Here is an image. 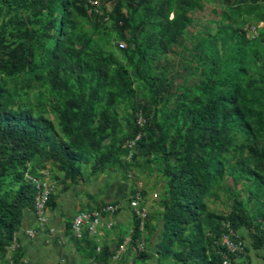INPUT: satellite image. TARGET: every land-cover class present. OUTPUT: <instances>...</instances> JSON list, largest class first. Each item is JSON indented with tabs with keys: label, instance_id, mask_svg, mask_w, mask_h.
I'll list each match as a JSON object with an SVG mask.
<instances>
[{
	"label": "trees",
	"instance_id": "obj_1",
	"mask_svg": "<svg viewBox=\"0 0 264 264\" xmlns=\"http://www.w3.org/2000/svg\"><path fill=\"white\" fill-rule=\"evenodd\" d=\"M83 1L0 0V261L33 210L35 184L26 176L41 178L51 163L71 183L84 165L125 178L126 143L138 134L131 162L164 179L159 255L220 264L222 222L264 248V36L242 30L264 24L262 0H223L215 31L198 41L194 82L176 92L154 67L182 42L188 12L203 0H101L107 21L88 15ZM227 178L246 197L235 191L221 215L207 202L228 191ZM140 236L136 222L133 244ZM81 244L84 260L107 264L106 249L96 252L84 238L78 251Z\"/></svg>",
	"mask_w": 264,
	"mask_h": 264
},
{
	"label": "crops",
	"instance_id": "obj_2",
	"mask_svg": "<svg viewBox=\"0 0 264 264\" xmlns=\"http://www.w3.org/2000/svg\"><path fill=\"white\" fill-rule=\"evenodd\" d=\"M82 173L83 178H76L72 183L64 180L63 176L56 175L59 177L56 182L60 181V184L54 191V206L47 209L45 224L37 223L33 210L24 211L21 226L17 231V242L24 264H103L94 258L84 260V255L88 256L84 245L81 244L80 251L75 247L76 241L84 238L90 244H96L99 251H108L110 256L107 264H179L172 257H163L158 252L164 223L161 215V197L158 198L159 195L155 191L152 193L146 190L149 227L140 232L141 236L133 244L136 220L128 206L132 191L128 180L106 183L105 172L95 176L88 174V177L84 170ZM153 194H157L156 199H153ZM110 202L120 203L121 210L114 216H104L95 233L85 231L81 239L73 238L71 221L79 211L92 210ZM109 223L111 226L107 227ZM25 230H33L35 236L28 237ZM128 235L131 242L127 243L122 251L117 252L123 238ZM245 244L244 260L237 264H264V248L253 249L249 238L245 239Z\"/></svg>",
	"mask_w": 264,
	"mask_h": 264
},
{
	"label": "rangeland",
	"instance_id": "obj_3",
	"mask_svg": "<svg viewBox=\"0 0 264 264\" xmlns=\"http://www.w3.org/2000/svg\"><path fill=\"white\" fill-rule=\"evenodd\" d=\"M262 3L264 4V0H262ZM105 4L108 5L109 3L105 2ZM200 5L201 7H196L187 14L188 20L181 36L182 42L173 45L171 51L166 55L157 57V65L154 67V72L159 76L161 74L162 79L166 82V84L171 86L172 92H176V90L181 86H189L194 82L196 74L199 72L195 70L198 41L201 37H206L215 31L218 23L221 21L226 7L225 4H223V0H203ZM242 30L245 32L247 37L250 36L248 25H245ZM256 33L257 35L259 34L258 37L264 36L263 23L258 25V31H256ZM169 104L170 106L173 105L171 101ZM47 115L50 119H52L51 113H48ZM235 139L236 141L240 142L242 140V136L235 134ZM259 147L261 150H264V142L259 143ZM140 161L141 160L138 161V164H140ZM128 163H130L129 166L131 170L126 173L125 178L122 177L118 172L106 171L104 173L106 175V183H115L121 181L125 182V180L129 179L128 175H130L133 178L131 182L128 181L130 188L135 187L136 183H140L145 195L146 190L149 192L151 191L152 193L155 191L159 195L158 198H160V195L164 193L165 188L163 177L157 174L155 171L150 173L149 170H141L142 172H140L137 170L135 166L136 164L132 163L131 161ZM82 170H84V174H87V177L88 174H90V176H95L92 175L91 170L85 165L82 166ZM43 172H48L49 176H51V174L56 176L58 173L53 170L51 163L47 164V167ZM59 176L62 177V175ZM225 180V186H227L228 191H217V197L207 202V207L209 210L221 215H226L230 212L231 197L235 196V191L239 195L240 199L244 200L246 197L245 193L240 190L242 187L241 184L237 185L236 187L234 185L233 187H229V185L231 186L229 179L227 178ZM59 184L60 181L55 182L54 191L57 189ZM54 195L55 194L52 195L53 200H55ZM251 204L252 202L248 203L247 208H250ZM47 209H49L48 204ZM243 238L244 240L248 238V234L244 232ZM15 253L16 252L11 255L10 260H8L6 255L5 259L0 261V264H15ZM18 261L20 262L19 264L25 263L23 258L20 260L18 259Z\"/></svg>",
	"mask_w": 264,
	"mask_h": 264
},
{
	"label": "built area",
	"instance_id": "obj_4",
	"mask_svg": "<svg viewBox=\"0 0 264 264\" xmlns=\"http://www.w3.org/2000/svg\"><path fill=\"white\" fill-rule=\"evenodd\" d=\"M98 0H84V8L89 14H98L102 16V12L98 9ZM250 38L256 35V28H249ZM146 125L145 118L141 114L136 117V126L140 130H143ZM141 137L138 134L134 140L128 141L126 146L128 152L125 154V161L128 163L131 161L133 154H135V143ZM35 184V197L33 203V213L37 223L45 224L47 222V203L52 194H54L55 182L49 177L48 172H42L41 178H30ZM128 181L131 182L133 179L128 175ZM143 189L140 183H136L135 187H132L131 195L128 200V206L132 212L133 217L137 222V228L142 232L145 228V222L148 217V203L143 195ZM153 199L157 198V194H153ZM122 208L121 204L118 202H110L96 207L92 210L79 211L71 221V234L75 239H81L85 231L88 233H95L96 227L101 224V220L104 216H114ZM109 223L107 227H110ZM244 231L232 230L229 223L222 222L220 228V234L216 241L214 242L216 250L215 253L221 256L220 264H237L240 260H243L245 255V240L243 238ZM25 234L33 238L35 232L33 230H25ZM131 242V237L128 235L123 238L122 244L118 247V251L123 250L127 243ZM19 249V244L17 242V233H14L13 240L7 249L6 255L8 260L11 259V255ZM98 252L99 249L96 248Z\"/></svg>",
	"mask_w": 264,
	"mask_h": 264
},
{
	"label": "clouds",
	"instance_id": "obj_5",
	"mask_svg": "<svg viewBox=\"0 0 264 264\" xmlns=\"http://www.w3.org/2000/svg\"><path fill=\"white\" fill-rule=\"evenodd\" d=\"M99 1V5H98V9L102 12V16H100V15H98V14H96V15H98L99 17H101V18H103V20L104 21H107L108 20V18H107V16H105L104 15V11L103 10H105V11H109L110 10V6H109V4L108 5H106L105 3H103L101 0H98ZM83 5H84V1H83ZM104 8V9H103ZM86 10V9H85ZM86 12H87V14L88 15H91V14H89L88 13V11L86 10ZM95 14V13H94ZM250 38V37H249ZM119 47H123V44L122 43H119ZM125 158V157H124ZM125 160V159H124Z\"/></svg>",
	"mask_w": 264,
	"mask_h": 264
}]
</instances>
